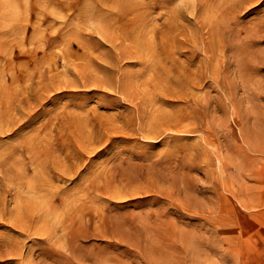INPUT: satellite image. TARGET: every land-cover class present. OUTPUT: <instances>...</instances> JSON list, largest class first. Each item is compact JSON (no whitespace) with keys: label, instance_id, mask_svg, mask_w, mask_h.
I'll use <instances>...</instances> for the list:
<instances>
[{"label":"rangeland","instance_id":"obj_1","mask_svg":"<svg viewBox=\"0 0 264 264\" xmlns=\"http://www.w3.org/2000/svg\"><path fill=\"white\" fill-rule=\"evenodd\" d=\"M23 1L13 10L0 0V44L10 42L0 50V78L15 98L10 109L8 101L0 105V115L9 111L0 116V264H264L262 247L244 252L245 261L228 255L225 245L213 255L194 257L190 249L181 255L177 236L196 233L193 225L211 201L223 209L222 200H232L240 215L232 212L229 227L243 251L238 235L247 241L264 223L258 215L264 207L251 208L264 200V33L258 28L264 0L237 15L241 39L206 35L222 24L223 6L208 11L218 0H165L154 10L149 19L158 25L172 26L177 15L182 26L156 38L168 57L161 63V56L144 54L124 60L121 71L140 75L143 64L136 63H148L145 76L133 80L148 97L159 93H151L154 70L173 78L166 83L172 90H160V105L142 109L146 118L159 109L168 113L172 130L165 134L139 125L137 109L120 96L84 85L81 72L94 71L86 65L99 54L81 58L85 50L78 48L68 56L54 41L52 28L72 13L66 0ZM12 76L17 80L9 84ZM179 77L194 84L175 87ZM29 200L39 207L17 213ZM203 222L201 243L211 229Z\"/></svg>","mask_w":264,"mask_h":264},{"label":"bare ground","instance_id":"obj_2","mask_svg":"<svg viewBox=\"0 0 264 264\" xmlns=\"http://www.w3.org/2000/svg\"><path fill=\"white\" fill-rule=\"evenodd\" d=\"M165 0H66L65 10L72 9L70 15H66L68 18L63 22H60L56 27L52 28L55 37L54 41L60 42L65 49H68L66 54L70 56V50L78 49L82 52L83 55L81 58H87L91 55L92 52L97 51L98 56L94 59L91 58V65H86L87 67H93L94 71L91 72H81V76L84 85L93 86L95 89H101L103 92L115 93L120 96L122 100L127 101L132 106V110L137 109V118L139 125L142 123L151 127H157L161 133H166L168 130H172L171 126L166 122L168 119V113L160 111L157 113L152 112L154 116H146L143 114L142 109L144 106H154L160 105L161 97L160 90L169 91L172 90V87L166 86V83L170 84V81L173 82V78L168 80L164 73L158 74L155 71L153 83L155 88L153 92H159L154 96L148 97L147 92L144 89H139L134 87L133 80L139 77H144L145 73L148 71V68H151L148 63H136L143 64V69L140 71V75L124 74L121 71V63L124 60H141L144 57V54H151L161 56L157 59L163 63V59L168 57L167 50L162 46L161 50L157 49L155 45L159 44L156 42V38L160 36L161 38H169L174 31H182V26L178 23V16L174 15V24L169 25H158L153 19H149L153 16V12L158 7H165L167 4ZM202 1V0H200ZM258 0H218L209 4L208 11L216 6L220 5L224 7V10H220L222 14V24H216L213 26L215 30L209 32L207 31L206 35L211 37L224 38L225 35L231 33L233 36L241 39L242 34L244 33V25L240 24L237 21V15L242 12V10H247L248 4H254ZM24 4L27 3V0L23 1ZM3 5H8L9 8L13 7V10L18 9L22 5V0H8V3ZM82 5L79 9H76L77 6ZM12 9V8H11ZM264 12V10H263ZM177 17V18H176ZM206 20L211 21L213 19L212 15H206ZM75 22V23H73ZM205 19L199 20L196 22L198 27L202 30L204 28ZM261 26L260 32L264 33V15L262 20L258 21ZM89 24V26H87ZM85 28L88 31L85 33ZM209 30V28L207 29ZM213 32V33H212ZM159 34V35H158ZM250 37V34L247 35ZM248 39V38H247ZM83 41V43H82ZM4 43H10L5 41ZM0 44V50L3 49L6 45L10 44ZM201 50L207 54L210 53L209 46L204 43H200ZM85 44V45H84ZM160 44H163V41H160ZM163 57V58H162ZM154 57H149V61L152 62ZM100 60V61H98ZM3 68H6V64L2 65ZM153 69H155V64H152ZM74 71V69H73ZM27 70H24V76L22 78L26 80ZM68 73H71V70L67 69ZM22 73V72H20ZM93 74L102 75L101 79L95 78ZM119 76V77H118ZM114 77H116L114 79ZM185 75H182V78L185 79ZM170 78V77H169ZM217 79L215 77H210V79ZM190 77L186 78V82L179 77V80L176 79L175 87L179 85L186 84V87L193 85ZM17 78L15 76L7 77L9 84H13ZM66 88L72 87V84L65 86ZM142 93V103H136V100L139 99V95ZM108 94V93H107ZM8 101L7 109L11 108L12 103L15 101V98L9 95V92L5 86V82L0 78V105ZM118 101V100H117ZM153 104V105H152ZM141 106V108H139ZM140 110V113H139ZM4 114L8 115V110H3ZM1 114V112H0ZM74 124L77 127V121L72 120L71 124ZM179 128V126H174ZM62 129H67L65 126L61 127ZM209 132L205 134L207 139H210ZM207 141L206 138H204ZM217 151L218 149L215 148ZM251 150L250 148H247ZM221 168L220 170H222ZM232 193V192H231ZM231 195V194H230ZM235 194H233L234 196ZM38 200H29L24 201V204H21L20 208L17 210V213L25 212L27 210L36 209L39 207ZM225 203V208L218 209L214 202H210L207 211L200 213V218H197V223L193 225L196 233L192 232L191 234L186 231H178L177 236L180 241L181 247L179 249V254H184L185 250L190 249L194 254V257H203V255L215 254L222 245L227 247V254H234L236 258H241L245 261L244 252H253L256 248L264 249V223L263 225L258 226L256 231H259L257 235H254L250 238V234L256 228L251 229L247 234V241L243 240V235L239 234L238 237L241 238L240 243H243L244 250L239 246V241H237V236L233 232V229L229 227L232 223L231 215L236 213L239 216V211L235 208H231L232 200H222ZM249 207V205H245ZM264 207V200H253L251 208H261ZM233 212V213H232ZM225 214V216H224ZM264 215V212L258 214ZM257 215V217H259ZM235 216V217H237ZM232 217V218H231ZM253 219V217H251ZM203 219L208 222V226L211 228L209 232L204 230L202 235L207 236L204 243H201L202 240L198 239L199 229H204ZM236 219H240L239 217ZM177 229H180L177 226H173ZM239 240V239H238ZM257 250V249H256ZM239 260V259H238ZM170 261V260H169ZM242 264H246L242 263Z\"/></svg>","mask_w":264,"mask_h":264}]
</instances>
